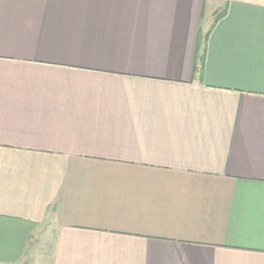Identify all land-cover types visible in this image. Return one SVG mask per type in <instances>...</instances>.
Segmentation results:
<instances>
[{
	"label": "crops",
	"instance_id": "obj_1",
	"mask_svg": "<svg viewBox=\"0 0 264 264\" xmlns=\"http://www.w3.org/2000/svg\"><path fill=\"white\" fill-rule=\"evenodd\" d=\"M0 264H264V0H0Z\"/></svg>",
	"mask_w": 264,
	"mask_h": 264
}]
</instances>
